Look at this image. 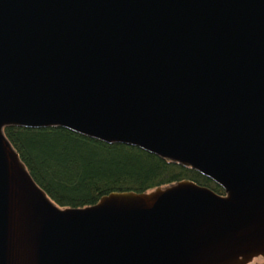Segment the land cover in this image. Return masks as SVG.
<instances>
[{"label": "water", "instance_id": "95a60500", "mask_svg": "<svg viewBox=\"0 0 264 264\" xmlns=\"http://www.w3.org/2000/svg\"><path fill=\"white\" fill-rule=\"evenodd\" d=\"M61 126L191 179L59 206L4 134ZM264 257V0H0V264Z\"/></svg>", "mask_w": 264, "mask_h": 264}, {"label": "trees", "instance_id": "16d2710c", "mask_svg": "<svg viewBox=\"0 0 264 264\" xmlns=\"http://www.w3.org/2000/svg\"><path fill=\"white\" fill-rule=\"evenodd\" d=\"M3 131L33 180L59 206L80 207L110 191H148L184 178L223 192L195 169L134 145L106 143L61 126L8 125Z\"/></svg>", "mask_w": 264, "mask_h": 264}, {"label": "rangeland", "instance_id": "374dc122", "mask_svg": "<svg viewBox=\"0 0 264 264\" xmlns=\"http://www.w3.org/2000/svg\"><path fill=\"white\" fill-rule=\"evenodd\" d=\"M261 260H264V257L263 258H259V257H255L254 259H253V261H251L250 263H248V264H258V263H260L261 262Z\"/></svg>", "mask_w": 264, "mask_h": 264}, {"label": "flooded vegetation", "instance_id": "af4514ba", "mask_svg": "<svg viewBox=\"0 0 264 264\" xmlns=\"http://www.w3.org/2000/svg\"><path fill=\"white\" fill-rule=\"evenodd\" d=\"M256 258L257 257H261V256H255ZM255 257H253L249 262H247V263H245V264H248V263H250L251 261H253V259L255 258ZM261 258H263V257H261ZM258 264H264V260H261V262L260 263H258Z\"/></svg>", "mask_w": 264, "mask_h": 264}]
</instances>
